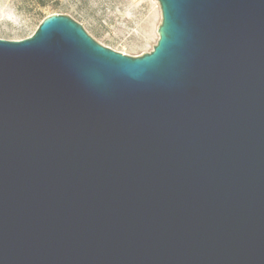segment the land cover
<instances>
[{"label":"water","instance_id":"95a60500","mask_svg":"<svg viewBox=\"0 0 264 264\" xmlns=\"http://www.w3.org/2000/svg\"><path fill=\"white\" fill-rule=\"evenodd\" d=\"M156 1L141 56L0 39V264H264V0Z\"/></svg>","mask_w":264,"mask_h":264},{"label":"rangeland","instance_id":"374dc122","mask_svg":"<svg viewBox=\"0 0 264 264\" xmlns=\"http://www.w3.org/2000/svg\"><path fill=\"white\" fill-rule=\"evenodd\" d=\"M55 14L72 17L100 44L129 56L150 53L159 40L156 0H0V39L30 38Z\"/></svg>","mask_w":264,"mask_h":264}]
</instances>
